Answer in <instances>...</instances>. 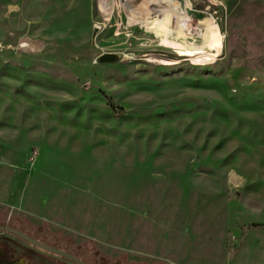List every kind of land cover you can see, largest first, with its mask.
Returning <instances> with one entry per match:
<instances>
[{"label":"rangeland","instance_id":"rangeland-1","mask_svg":"<svg viewBox=\"0 0 264 264\" xmlns=\"http://www.w3.org/2000/svg\"><path fill=\"white\" fill-rule=\"evenodd\" d=\"M100 1L0 0V225L86 264H264V0Z\"/></svg>","mask_w":264,"mask_h":264},{"label":"water","instance_id":"water-1","mask_svg":"<svg viewBox=\"0 0 264 264\" xmlns=\"http://www.w3.org/2000/svg\"><path fill=\"white\" fill-rule=\"evenodd\" d=\"M0 232H5V233H9L12 235H15L19 238H21L22 240H24L25 242L31 244L32 246H35L43 251L49 252L51 254L57 255L61 258H64L70 262H72L73 264H85L84 261H82L80 258H78L76 255L64 250V249H60L57 247H54L52 245L46 244L44 242H41L25 233H23L22 231L10 227V226H2L0 225Z\"/></svg>","mask_w":264,"mask_h":264},{"label":"flooded vegetation","instance_id":"flooded-vegetation-1","mask_svg":"<svg viewBox=\"0 0 264 264\" xmlns=\"http://www.w3.org/2000/svg\"><path fill=\"white\" fill-rule=\"evenodd\" d=\"M2 226H9V225H2ZM10 227H13L12 225L10 226ZM13 228H16V229H18V230H20V231H22L23 233H25V234H27V235H29V236H31V237H33V238H35V239H37V240H39V241H41V242H44V241H42L41 239H39V238H36L35 237V235H32V234H30V233H28V232H26L25 230H23L21 227H13ZM1 234H9V233H5V232H0ZM10 235H12V234H10ZM12 236H14V237H17V236H15V235H12ZM17 238H19V237H17ZM19 239H21V238H19ZM22 240V239H21ZM22 241H24V240H22ZM25 242V241H24ZM27 243V242H26ZM45 243V242H44ZM29 244V243H28ZM46 244H48V243H46ZM29 245H31V244H29ZM50 245V244H49ZM32 246V245H31ZM53 246V245H52ZM33 247H35V246H33ZM55 247V246H54ZM35 248H37V247H35ZM58 248V247H57ZM39 249V248H38ZM41 250V249H40ZM11 252H12V250L10 249V248H5V251H4V253H2V254H0V264H34V261L32 260V259H30V257H29V255H26L27 254V252H25L24 254H22V255H20V256H17V257H15V258H12V255H11ZM46 252V251H45ZM49 253V252H48ZM78 257V256H77ZM79 258V257H78ZM81 259V258H80ZM82 260V259H81ZM82 261H84V260H82ZM84 263H85V261H84ZM86 264V263H85Z\"/></svg>","mask_w":264,"mask_h":264},{"label":"bare ground","instance_id":"bare-ground-1","mask_svg":"<svg viewBox=\"0 0 264 264\" xmlns=\"http://www.w3.org/2000/svg\"><path fill=\"white\" fill-rule=\"evenodd\" d=\"M120 1V0H119ZM122 1V0H121ZM124 1V0H123ZM100 3L103 5V7H105L106 8V4L105 3H103L102 1H100ZM122 3V2H121ZM212 35V36H211ZM210 35V46L211 47H214L215 49H216V51H218L219 52V48L221 47V38L219 37V35H218V32L215 30V34H211ZM163 40V39H162ZM163 42L166 44V45H168V46H171V47H177L176 49H178V47H179V54L180 55H183V56H195L196 54H198L199 52H198V50L195 52H192V51H189V50H187V49H184L183 47H180L179 45H174V42H171V41H168L167 39H164L163 40Z\"/></svg>","mask_w":264,"mask_h":264},{"label":"crops","instance_id":"crops-1","mask_svg":"<svg viewBox=\"0 0 264 264\" xmlns=\"http://www.w3.org/2000/svg\"><path fill=\"white\" fill-rule=\"evenodd\" d=\"M4 179H6V181H7V183H8V181H9V176H5V178ZM0 180H1V182L0 183H2V179L0 178ZM45 180V179H44ZM47 182H49V180H46ZM50 183H52V182H50ZM49 183V184H50ZM52 188V185L50 186V189ZM46 189V188H45ZM49 189V190H50ZM55 191V190H54ZM53 191V192H54ZM49 194V193H48ZM56 195H58V194H56ZM56 195L55 194H52V195H50V196H47V197H45V196H43L42 198L43 199H46V200H43V201H40L39 203H42V204H45V205H49V204H53V205H58V206H60V205H67V204H70V203H72L71 202V197L70 196H65V195H62L61 197H56ZM0 196H3V190H2V186H1V189H0Z\"/></svg>","mask_w":264,"mask_h":264},{"label":"built area","instance_id":"built-area-1","mask_svg":"<svg viewBox=\"0 0 264 264\" xmlns=\"http://www.w3.org/2000/svg\"><path fill=\"white\" fill-rule=\"evenodd\" d=\"M102 1V0H101Z\"/></svg>","mask_w":264,"mask_h":264},{"label":"trees","instance_id":"trees-1","mask_svg":"<svg viewBox=\"0 0 264 264\" xmlns=\"http://www.w3.org/2000/svg\"><path fill=\"white\" fill-rule=\"evenodd\" d=\"M83 260V259H82Z\"/></svg>","mask_w":264,"mask_h":264}]
</instances>
